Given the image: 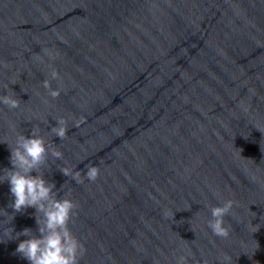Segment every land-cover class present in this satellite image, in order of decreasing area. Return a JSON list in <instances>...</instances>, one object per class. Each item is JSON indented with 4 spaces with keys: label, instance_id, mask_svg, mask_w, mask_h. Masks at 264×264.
Masks as SVG:
<instances>
[{
    "label": "water",
    "instance_id": "1",
    "mask_svg": "<svg viewBox=\"0 0 264 264\" xmlns=\"http://www.w3.org/2000/svg\"><path fill=\"white\" fill-rule=\"evenodd\" d=\"M49 65L56 99L42 87ZM9 92L21 104L0 103V175L18 134L36 126L57 145L45 179L78 205L80 264H176L188 252V264H264V0H0ZM60 117L65 140L48 134ZM88 164L95 182L60 171ZM228 199L223 239L207 221ZM11 203L0 183V264H30L16 253L28 237L7 235H38L36 210L12 221Z\"/></svg>",
    "mask_w": 264,
    "mask_h": 264
},
{
    "label": "clouds",
    "instance_id": "2",
    "mask_svg": "<svg viewBox=\"0 0 264 264\" xmlns=\"http://www.w3.org/2000/svg\"><path fill=\"white\" fill-rule=\"evenodd\" d=\"M44 53L53 61L58 57V54L50 49H44ZM37 59H41L43 62L40 55H37ZM49 68L51 69L50 78L42 82V87L47 90L48 96L56 99L61 95V90L52 88V80L60 79V74L51 65ZM0 103L7 106L9 110H15L20 107L21 101L15 98L14 92H9L6 95H0ZM56 121L57 126L51 127L48 134L58 137L60 140L67 139L69 119L60 117L56 118ZM74 126L78 128L79 122L75 121ZM30 135L31 138L25 134H18L14 147L5 142L10 146L12 167L4 169L3 175H0V183L10 184V192L14 197V203L9 205L14 209V214L11 215L12 221L16 213H23L28 208L36 210L38 235L32 229L25 228L13 236L15 229L10 228L7 239H19L20 236L28 237L18 244L16 253L28 260L30 264H80V259L85 255L86 248L70 228V224L77 214L78 205L70 198V191L64 193V198L58 199L59 193L55 190V183L46 180L44 173V170L49 167V156L62 160L63 152L54 142H49L45 136L40 134L39 127L35 126ZM86 169V174L79 170L73 171L67 166L62 167L60 171L78 184L84 183L85 179L95 182L100 176V167L88 164ZM34 172L37 174L33 175ZM235 203L234 200L228 199L221 206L210 208L212 218L207 221V226L214 236L223 239L229 237L230 226H225V217L231 215ZM164 217L166 219L169 217L167 211L164 212ZM251 227L258 231L259 226L252 224ZM190 255H192L191 252L178 256L176 264H188ZM229 259L224 257L223 261ZM204 264H208V261L205 260Z\"/></svg>",
    "mask_w": 264,
    "mask_h": 264
}]
</instances>
